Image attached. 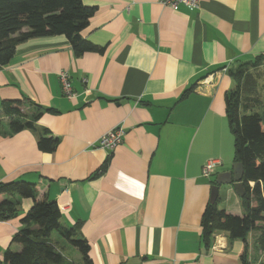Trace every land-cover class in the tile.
I'll return each instance as SVG.
<instances>
[{
    "label": "crops",
    "instance_id": "obj_1",
    "mask_svg": "<svg viewBox=\"0 0 264 264\" xmlns=\"http://www.w3.org/2000/svg\"><path fill=\"white\" fill-rule=\"evenodd\" d=\"M84 3L95 13L83 35L103 52L78 56L65 36L35 38L0 70V109L30 99L44 111L37 132L0 136V183L37 184L63 225H77L94 264H241L249 237L245 244L221 233L207 244L202 221L216 176L234 164L223 70L264 57V0H199L179 11L161 0ZM63 71L72 99L62 93ZM119 125L120 146L95 147ZM44 130L59 139L53 153L38 149ZM19 203L0 221V262L20 250L12 239L33 201ZM218 209L243 214L233 185L221 187Z\"/></svg>",
    "mask_w": 264,
    "mask_h": 264
},
{
    "label": "trees",
    "instance_id": "obj_2",
    "mask_svg": "<svg viewBox=\"0 0 264 264\" xmlns=\"http://www.w3.org/2000/svg\"><path fill=\"white\" fill-rule=\"evenodd\" d=\"M94 13L95 8L87 6L84 0H0V70L11 62L18 45L35 38L65 36L78 56L103 52L104 48L93 45L83 35ZM191 91H185L183 98ZM227 94L225 106L234 136V164L243 166V214L218 209L219 199L216 204L209 203L203 215V239L208 244L215 235L224 233L231 241L246 244L250 232L258 230L256 246L264 252V116L245 111L247 105L242 112ZM43 114L42 107L30 99L4 101L0 109V136L11 137L25 130L37 132V122ZM58 145L59 139L47 130L38 132L40 151L53 153ZM107 167L108 161L98 175L104 174ZM23 199H31L33 206L21 219V229L12 239L20 250L9 248L0 264H72L54 240L56 234L79 252L82 264H94L90 246L77 225H63L58 204L46 196L41 198L35 183H0V221L15 217ZM240 259L241 264H253L246 247Z\"/></svg>",
    "mask_w": 264,
    "mask_h": 264
},
{
    "label": "rangeland",
    "instance_id": "obj_3",
    "mask_svg": "<svg viewBox=\"0 0 264 264\" xmlns=\"http://www.w3.org/2000/svg\"><path fill=\"white\" fill-rule=\"evenodd\" d=\"M226 76L231 81V87L227 95L233 103H236L243 112L245 105L249 106L247 112H259L264 116V60L253 59L227 67ZM212 74V73H211ZM212 76V75H211ZM255 110V111H254ZM231 163V166L233 168ZM221 207L224 204H220ZM258 230H254L249 235L251 242L247 249L248 259L253 264H264V252L256 246L254 238L259 235ZM59 248L71 259L72 264H82L79 252L59 235L54 236Z\"/></svg>",
    "mask_w": 264,
    "mask_h": 264
},
{
    "label": "built area",
    "instance_id": "obj_4",
    "mask_svg": "<svg viewBox=\"0 0 264 264\" xmlns=\"http://www.w3.org/2000/svg\"><path fill=\"white\" fill-rule=\"evenodd\" d=\"M161 4L174 11H179L181 7L197 8L199 0H161ZM224 70H227V68H225ZM59 82L63 95L68 99L74 98L75 92L67 71H63L59 74ZM83 82L84 84H87L88 81L84 79ZM125 134L126 131L123 126L119 125L117 127H114L113 129L104 133L98 139L95 147L98 149L106 150L108 152H113L118 146L123 143ZM217 165L218 163L216 161L207 163L202 169L203 177H211L214 174Z\"/></svg>",
    "mask_w": 264,
    "mask_h": 264
},
{
    "label": "water",
    "instance_id": "obj_5",
    "mask_svg": "<svg viewBox=\"0 0 264 264\" xmlns=\"http://www.w3.org/2000/svg\"><path fill=\"white\" fill-rule=\"evenodd\" d=\"M243 178V166L240 163L233 165L232 171L227 173H220L216 176L215 182L211 188L212 194L210 198L211 204H216L219 199L220 189L226 185H233L238 197L242 198L245 195Z\"/></svg>",
    "mask_w": 264,
    "mask_h": 264
}]
</instances>
